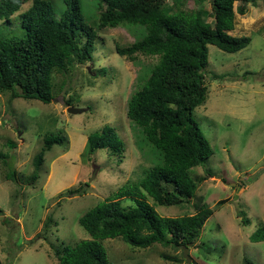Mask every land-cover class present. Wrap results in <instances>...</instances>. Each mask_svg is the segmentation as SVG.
Here are the masks:
<instances>
[{"label":"rangeland","instance_id":"374dc122","mask_svg":"<svg viewBox=\"0 0 264 264\" xmlns=\"http://www.w3.org/2000/svg\"><path fill=\"white\" fill-rule=\"evenodd\" d=\"M48 1L57 15L65 9L62 0ZM209 1L186 0L180 9L200 10L207 20ZM30 4L26 0L20 13ZM79 4L84 23L96 30L104 6L99 9V0ZM237 6L234 3V11ZM246 8L245 15L235 14L229 32L250 38L246 48L229 54L207 46L206 99L192 116L213 153L202 166L189 170L199 181L194 199L183 207L156 206L147 199L162 217L192 215L203 204L210 208L213 214L197 243L202 249L187 248V263L184 250L159 245L135 249L121 239L105 240L102 245L111 264H244V259L264 263V240L249 239L264 226V0H253ZM95 32L90 63L67 66L63 73L53 71L50 104L9 100L8 94H0V154L11 156L17 179L16 183L6 179L8 169L0 160V264H57L55 249L89 239L78 224L80 216L161 164L159 152L126 116L127 100L149 76L157 57L137 55L128 61L115 52L116 46L140 40L143 29L125 25ZM69 98L72 105L66 106ZM68 108L80 111L69 113ZM105 125L123 142L120 162L104 150L87 157L88 136ZM50 133L64 137V142L44 154L39 178L29 185L32 159ZM93 170L96 174L89 182ZM78 188L84 193L69 194ZM119 202L133 204L129 198ZM238 213L248 226L242 225ZM3 220L18 231L14 244Z\"/></svg>","mask_w":264,"mask_h":264},{"label":"trees","instance_id":"16d2710c","mask_svg":"<svg viewBox=\"0 0 264 264\" xmlns=\"http://www.w3.org/2000/svg\"><path fill=\"white\" fill-rule=\"evenodd\" d=\"M185 1L99 0V9L104 6V10L99 13L97 31L125 25L144 31V36L131 45L116 46L118 56L128 61H134L137 55L157 57L149 76L127 100L126 116L159 152L161 164L151 167L136 184L121 189L113 199L106 198L80 216L78 224L89 239L55 249L57 264H111L102 242L112 239H121L135 249L153 245L202 249L197 243L213 214L210 208L203 204L192 215L162 217L147 199L167 207H183L194 199L199 181L190 177L189 170L202 166L213 153L192 116L206 99L207 46L229 54L246 48L250 38L232 37L229 32L234 29L235 14L245 15L246 4L253 0H210L207 20L200 10H181ZM25 2L0 0V94H8L9 100L47 105L54 99L53 71L63 73L67 66L92 61L96 30L84 23L79 0H62L65 9L59 15L48 0H31L29 8L20 13ZM234 3H238L235 11ZM13 23L16 27L9 30ZM72 102L69 98L65 105ZM63 142L64 137L58 134L44 137L32 159L29 185L39 178L44 154ZM8 146L14 147L12 143ZM98 150L116 156L120 162L124 145L112 127L105 125L88 136L87 157ZM0 160L8 169L6 179L16 183L11 156L0 154ZM83 193L79 188L69 191L70 195ZM125 198L133 204L122 206L119 200ZM237 217L242 225H249L242 213ZM2 223L14 244L18 231L8 226L9 222ZM249 239L252 243L263 241L264 226ZM7 251L10 254L11 249ZM244 264L252 263L244 259Z\"/></svg>","mask_w":264,"mask_h":264},{"label":"water","instance_id":"95a60500","mask_svg":"<svg viewBox=\"0 0 264 264\" xmlns=\"http://www.w3.org/2000/svg\"><path fill=\"white\" fill-rule=\"evenodd\" d=\"M87 70H88V72L90 73L89 68H87ZM67 111H68L69 113H75V112H78V111H80V110H77V109H74V108H68ZM95 174H96V170H93V172H92V176H91V179L89 180V182H90L92 179H94ZM186 253H187V248L184 249V258L186 259L187 263H189V259H188Z\"/></svg>","mask_w":264,"mask_h":264}]
</instances>
